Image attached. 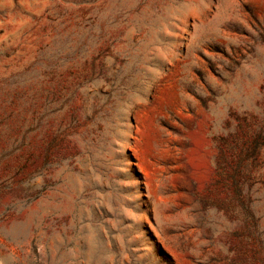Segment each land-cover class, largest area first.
<instances>
[{
	"label": "rangeland",
	"instance_id": "obj_1",
	"mask_svg": "<svg viewBox=\"0 0 264 264\" xmlns=\"http://www.w3.org/2000/svg\"><path fill=\"white\" fill-rule=\"evenodd\" d=\"M0 264H264V0H0Z\"/></svg>",
	"mask_w": 264,
	"mask_h": 264
}]
</instances>
